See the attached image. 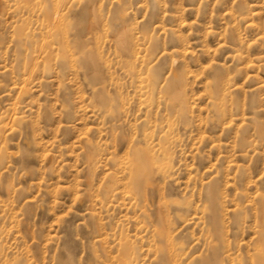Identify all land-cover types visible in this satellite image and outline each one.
Masks as SVG:
<instances>
[{
	"label": "rangeland",
	"instance_id": "obj_1",
	"mask_svg": "<svg viewBox=\"0 0 264 264\" xmlns=\"http://www.w3.org/2000/svg\"><path fill=\"white\" fill-rule=\"evenodd\" d=\"M0 264H264V0H0Z\"/></svg>",
	"mask_w": 264,
	"mask_h": 264
}]
</instances>
